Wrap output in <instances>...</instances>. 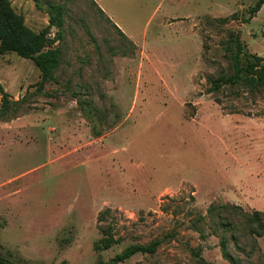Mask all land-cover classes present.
<instances>
[{"label": "rangeland", "instance_id": "374dc122", "mask_svg": "<svg viewBox=\"0 0 264 264\" xmlns=\"http://www.w3.org/2000/svg\"><path fill=\"white\" fill-rule=\"evenodd\" d=\"M255 1L8 0L33 34L49 24L50 3L63 23L54 79L42 82L29 58L0 55V84L21 101L0 119V252L97 264L167 234L154 253L118 264H231L219 247L227 215L208 206L264 211V95L208 88L231 72L235 35L264 56V2L240 20ZM81 101L99 111L91 122ZM108 232L118 242L95 251ZM235 233L234 262L264 264V237L252 245Z\"/></svg>", "mask_w": 264, "mask_h": 264}, {"label": "trees", "instance_id": "16d2710c", "mask_svg": "<svg viewBox=\"0 0 264 264\" xmlns=\"http://www.w3.org/2000/svg\"><path fill=\"white\" fill-rule=\"evenodd\" d=\"M263 2L264 0H256L248 9L247 16L242 17L240 20L248 22L260 9ZM50 5L49 24L37 34H33L23 25L21 16L13 11L8 0H0V55L12 51L23 58L31 59L40 71L42 82L54 79V71L59 64L61 55V49L51 45L62 37V6L57 3H50ZM228 19H237V17L232 14L230 17L218 18L217 20L225 22ZM51 26L57 29L52 37L48 35ZM118 30L124 34L119 28ZM230 44V48H233V53L230 56L232 61L231 72L226 75L221 74L212 79L208 91L216 93L223 85H238L249 95H264V56L251 54L246 51L238 35L231 38ZM214 100L219 102L217 97ZM20 104V99H11L0 84V119L4 121L12 119L16 115ZM79 106L88 121L99 112L87 101L79 102ZM246 114L248 115L249 113ZM91 131L93 135L98 136L100 134L94 123H91ZM208 211L218 214L226 213L227 215V218L225 217L224 219L223 217L219 223L224 231V234L219 239V247L223 256L231 264L236 263L228 254L227 246L229 237L233 238V236H236L235 232L245 233L251 240L252 245L256 244V237H264V211L253 210L246 212L235 204H210ZM238 217L243 220L241 225L237 223ZM166 236L170 235L166 234L163 238ZM163 238H153L146 243L136 242L128 244L121 251L115 253L108 261L99 260L97 264H118L136 253L152 254L163 241ZM114 242L118 241L108 232L93 242V249L95 251L104 250L109 248ZM192 252L198 260L204 262L196 250H192ZM0 264L31 263L22 259H15L8 252H0ZM60 264H66V262L62 261Z\"/></svg>", "mask_w": 264, "mask_h": 264}]
</instances>
